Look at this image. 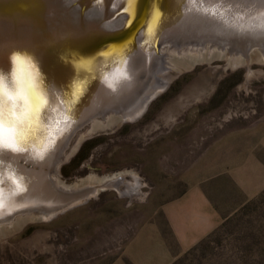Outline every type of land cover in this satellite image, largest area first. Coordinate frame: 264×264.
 <instances>
[{"label":"rangeland","instance_id":"374dc122","mask_svg":"<svg viewBox=\"0 0 264 264\" xmlns=\"http://www.w3.org/2000/svg\"><path fill=\"white\" fill-rule=\"evenodd\" d=\"M213 49L177 71L136 119L94 118L71 136L56 172L60 184L122 177L131 183L134 176L138 192L100 188L50 219L18 217L0 228V264H264V187L224 226L182 252L162 212L202 182L218 158L244 153L264 161V62L252 59L247 71L244 62L230 65L231 55ZM113 84L114 95L123 93V79ZM223 141L230 149L219 156ZM228 189L231 197L215 188L225 212L233 199L242 200L236 187Z\"/></svg>","mask_w":264,"mask_h":264},{"label":"bare ground","instance_id":"6f19581e","mask_svg":"<svg viewBox=\"0 0 264 264\" xmlns=\"http://www.w3.org/2000/svg\"><path fill=\"white\" fill-rule=\"evenodd\" d=\"M258 1L263 0H226L224 6H218V0H149L146 19L153 24L144 29L143 46L136 49L129 44L120 50L96 49L89 54L86 42L109 33L108 26L126 25L127 15L114 19L124 9L130 13L133 0H0V66L7 67V54L12 50L27 51L38 60L50 98L41 122L55 140L54 150L46 159L28 163L30 167L20 164V157H12L27 176L29 190L10 214L0 215V226L8 229L22 215L49 219L57 208L80 204L100 188L114 187L121 194L138 192L141 183L133 176L131 183L123 182V177L90 181L74 187L88 186L78 189L76 195L63 196L66 186L59 183L56 172L65 158L64 152L57 160L63 151L60 142L65 132L74 123L103 116L108 119L118 114L121 121L136 119L147 101L164 89L177 71L191 66L203 51L211 54L214 47L231 55L228 64L244 62L247 71L252 59L264 62V6L257 5ZM162 32L165 34L160 39ZM159 39H168L158 47L160 60L154 47ZM163 47L168 54L161 53ZM136 52L141 53L137 63L132 58ZM176 54L179 60L172 59ZM136 67L145 68L144 78ZM120 79L125 81V89L114 95L113 83ZM34 132L44 134L39 127ZM3 158H8L7 154ZM26 206L29 208L15 214L16 209Z\"/></svg>","mask_w":264,"mask_h":264},{"label":"clouds","instance_id":"9594fccd","mask_svg":"<svg viewBox=\"0 0 264 264\" xmlns=\"http://www.w3.org/2000/svg\"><path fill=\"white\" fill-rule=\"evenodd\" d=\"M50 104L48 84L38 60L27 51L7 54L0 66V215L10 214L29 190V180L12 157L39 163L54 150L41 114ZM41 128L43 135L34 132ZM7 154L8 158H3Z\"/></svg>","mask_w":264,"mask_h":264},{"label":"crops","instance_id":"0c3cea01","mask_svg":"<svg viewBox=\"0 0 264 264\" xmlns=\"http://www.w3.org/2000/svg\"><path fill=\"white\" fill-rule=\"evenodd\" d=\"M242 143L244 147V142ZM259 145L264 153V141L260 140ZM223 148L230 149L228 141L218 143L219 156L224 155ZM218 161L217 166L211 169V173L202 182L195 183L182 195L162 206V212L179 252L197 244L230 216L238 206L264 187L262 159H250L249 155L245 158L244 153L242 155L236 153L232 158L229 156L227 159L218 158ZM210 179H213L212 182L206 184ZM229 185L237 188L242 200L235 203L233 199L230 204H226V210H228L225 212L218 205L215 188L219 190L220 195L226 189L225 196L231 197Z\"/></svg>","mask_w":264,"mask_h":264},{"label":"water","instance_id":"95a60500","mask_svg":"<svg viewBox=\"0 0 264 264\" xmlns=\"http://www.w3.org/2000/svg\"><path fill=\"white\" fill-rule=\"evenodd\" d=\"M225 1L226 0H218V6H224L223 4L225 3ZM233 1H235V0H233ZM242 1H246V0H239V2H237V3H241ZM250 1H252V0H248V2H250ZM256 4L259 5V6H264V0L261 1V2L258 1V3H256ZM131 6H133V7L131 8V12L130 13H129L128 10H125L124 9V10H122V12H119L117 14L116 18L114 19V20H116L118 16H121V15H124L125 14V15H127L126 16V19H125L126 25L123 28H110L109 29V26H108V28L105 27L106 30L109 33H106V34L97 36L96 38H94V39L86 42V44L88 45V46H86V44L84 45V47H86L85 48L86 49V52H88L89 54H91V52L93 50H96V49H100V50L101 49H103V50L104 49H107V51L114 50V49H119L120 50L121 48H123L122 47L123 45H129V44L130 45L133 44V46H135L136 49L137 48H140V46H143V43L145 42V36H144V33H145L144 31L145 30L144 29L146 27H149L150 28L152 26V24H153V23H150L149 20L146 19V17L148 18L147 12H148V7H149V0H134V5H133V2H132ZM210 6H212V5H210ZM87 9H90V8H87ZM134 11H135V13H133ZM161 16H162V14L160 15L159 18H161ZM106 24H105V26H106ZM219 24H223V23L219 22ZM219 28H221V26ZM171 30H172V32H174L173 28ZM163 32H166L168 34L169 31L167 29H164ZM163 32H162V34L159 35V38L160 39H161V36H163L165 34ZM160 39L154 45V47L157 48V51H155V54L158 56V58H159L158 60H160V57H161V54L158 52V47L161 45V43L166 42L168 40V39H164V40H160ZM126 40H127V42H125L124 44L120 45L122 42H124ZM136 54H137V52L134 53L133 54V57H132L133 60L136 58L134 60L135 63H137L139 61L140 56H141V53L140 54L138 53L139 56L136 55ZM143 55H145V54H143ZM89 57H90V55H89ZM129 62H130V59H129L128 63ZM144 65H145V63L143 64V66ZM137 69H140L139 70V73H141V77L144 78L146 76V72L144 70L145 68H143L141 70L140 67H136L135 70H137ZM45 79H46V77H45ZM116 116L119 119V121H121L120 118H119L120 116L118 114H116ZM77 121H79V120L76 119V122ZM89 121L90 120H86L82 124L74 123L72 126L69 127V129L65 132V134H64V136H63V138H62V140L60 142L61 143V146L63 148V151L61 152V155L59 156V158H57V160L58 159L60 160V158L63 157L62 155L64 154L65 150L67 149V144H68L71 136L73 135V133L79 127L85 125ZM70 129L72 130L71 134H69V131H71ZM54 160H55V158H54ZM19 163L22 164V165H25L26 167H30V164L23 163L21 161V159H20ZM85 188H88V186L87 187H79V188H74V187L73 188H66L65 187V188L62 189L63 194H64L63 196H68L69 197V196L76 195L75 194L76 191L77 192H80V190H78V189H85ZM71 189H75V190H73V192H72ZM90 195L92 196V194H90ZM31 207H34V206H31ZM71 207L72 206H69L68 203L67 204H64L60 208H57V210L54 211V213H53L52 216H54V215H56V214H58V213H60V212H62L64 210H66L68 208H71ZM24 208H29V207L26 206V207H22L21 209H16L14 211L15 214L17 212L23 211ZM33 209H36V207H34ZM35 212H37V211H35ZM22 216H24V215H22ZM51 217H49V219ZM37 218H39V217H37ZM45 220H47V219H45ZM2 227L3 226L1 225L0 228H2Z\"/></svg>","mask_w":264,"mask_h":264},{"label":"trees","instance_id":"16d2710c","mask_svg":"<svg viewBox=\"0 0 264 264\" xmlns=\"http://www.w3.org/2000/svg\"><path fill=\"white\" fill-rule=\"evenodd\" d=\"M259 196H260V197H261V196H264V190H262V191L259 193ZM245 206H246V204L244 203V204L241 206L240 209H243V207H245ZM229 218H230V216L226 217V218L222 221V223H221L217 228H215L213 231H215L216 229H219V228H221L222 226H224L225 223L227 222V220H229ZM194 246H196V245H194Z\"/></svg>","mask_w":264,"mask_h":264},{"label":"snow or ice","instance_id":"6c2138e0","mask_svg":"<svg viewBox=\"0 0 264 264\" xmlns=\"http://www.w3.org/2000/svg\"><path fill=\"white\" fill-rule=\"evenodd\" d=\"M133 5H134V0H133Z\"/></svg>","mask_w":264,"mask_h":264}]
</instances>
